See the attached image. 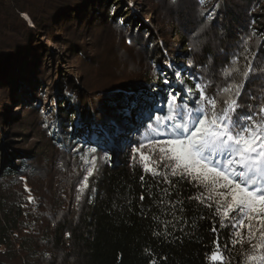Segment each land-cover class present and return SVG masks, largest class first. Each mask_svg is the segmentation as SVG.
Here are the masks:
<instances>
[{
    "label": "trees",
    "instance_id": "obj_1",
    "mask_svg": "<svg viewBox=\"0 0 264 264\" xmlns=\"http://www.w3.org/2000/svg\"><path fill=\"white\" fill-rule=\"evenodd\" d=\"M131 1L123 15V0H0V130L9 134L0 136V264H213L214 240L225 264H249L247 228L233 244L238 214L222 221L215 204L189 199L201 191L194 182L162 183L151 169L167 171L163 163L137 147L168 138L180 107L194 106L196 83L212 84L214 95L223 70L243 72L252 53L264 69V0ZM97 38L111 45L106 56L90 54ZM47 42L70 58L64 70ZM44 87L52 114L40 108ZM245 91L264 94V75ZM19 92L29 97L10 118L3 105ZM14 135L38 141L18 146ZM108 142L119 148L113 157ZM162 189L176 209L161 205Z\"/></svg>",
    "mask_w": 264,
    "mask_h": 264
},
{
    "label": "snow or ice",
    "instance_id": "obj_2",
    "mask_svg": "<svg viewBox=\"0 0 264 264\" xmlns=\"http://www.w3.org/2000/svg\"><path fill=\"white\" fill-rule=\"evenodd\" d=\"M172 2L176 3V0ZM214 12L215 8L206 19L212 18ZM200 31H203V27ZM192 47L195 48L196 44ZM239 59V55H234L232 64L238 63ZM244 59L246 65L243 72L238 67L223 70L225 83L216 86L214 95L206 94L213 87L210 83L199 82L193 86L197 93L192 102L194 106L180 107L176 113V119L180 122L173 123L167 129L168 138L153 137L149 140L158 149L159 161L167 169L161 171L153 168L151 171L154 175L162 176V183L173 188L174 182L170 177L194 182L201 191L189 199L206 204L209 208L215 204L216 214L222 221L231 220L233 214H238L236 222L232 224L237 229L233 244L244 243L240 230L247 228L252 252L246 255V261L249 264H264V94L254 97L245 91V83L264 75V69L254 64L255 53L245 55ZM175 75L179 77L181 72L177 71ZM237 77H241L238 82ZM229 79L233 82H227ZM242 92L247 100L258 102L247 103L242 99ZM170 96L175 104L177 94L173 92ZM143 147L144 144H139L137 150ZM95 151L93 148L92 152ZM141 158L148 159L143 152ZM88 175H92L91 170ZM162 191L169 199L165 202L160 197L161 205L168 211L176 209L180 202L171 199L172 192L167 189ZM139 199L144 200L143 193ZM212 231L216 232V228L213 227ZM257 234L258 242L252 243L257 239ZM213 244L215 251L211 252L210 260L213 264H225L220 243L214 240Z\"/></svg>",
    "mask_w": 264,
    "mask_h": 264
},
{
    "label": "rangeland",
    "instance_id": "obj_3",
    "mask_svg": "<svg viewBox=\"0 0 264 264\" xmlns=\"http://www.w3.org/2000/svg\"><path fill=\"white\" fill-rule=\"evenodd\" d=\"M137 2H138V4H140L141 1L138 0ZM117 4H119V3H117ZM133 6H134V4L131 0H123V4H121L119 6V9H121L122 14L124 15L126 13L125 8L126 7L131 8ZM146 17L148 19H150L149 14H146ZM97 39L99 40L98 43H97ZM97 39H92L91 41H89L90 44H96L95 46L97 48L96 49V48L90 47V49H89L90 54H94L96 52H99L100 55L106 56L112 50L111 45L105 46L104 45L105 43H103L102 39H100V38H97ZM171 41L174 43L175 47L178 46V38H173V39H171ZM47 44L52 47V52H53L54 56H56L59 59V61H57V63H56V66L60 67V70H64V68L68 67L67 63L69 62L70 58L68 57V59H67V54L64 52L63 47L62 46L61 47L56 46L55 44L49 43V42H47ZM108 44L109 43H107V45ZM43 63L44 64L47 63V65H50V64H48V63H50V60L46 61V59H45ZM168 69L170 70V68H168ZM174 77L180 78V76L177 77L176 75ZM47 95H48V91L44 87L43 88V96H42V99L40 102V108L42 111L50 112L52 114L54 103H53L52 97L51 96L48 97ZM28 97H29V94H26L25 92H22V93L19 92L17 94V100H15L13 102V104H11V105L4 104L3 106L5 108H7V109L10 108L9 111L7 110L8 111V117L13 118V117L20 116L23 112L22 106H23V104H25ZM7 132H8L7 130L6 131L0 130V136L2 139L1 141H3L5 138H7L9 136V134ZM11 140L14 143H16L18 146H23V147L33 144L36 140L38 141V139H33V140L31 139V140H28L27 143H23L22 139L18 135H14V137H12ZM119 141H121V140H119ZM108 143H109L108 145L104 146L103 152H106L107 154H111V156L113 157V155L115 154L116 151L119 150V148L113 142L112 143L108 142ZM1 144H2V142H1ZM20 144H23V145H20ZM25 144H27V145H25ZM2 148L3 147H0V151L2 150ZM142 152L144 153V155L149 156V158L151 157L152 159H156V158L159 159V156H160L158 149L153 144L144 146L142 149ZM91 162L93 163V161H91ZM87 174H88V171H86V175ZM62 179H63L62 172L58 169L56 181L54 182V188L59 190V191H62L61 190L62 185H63Z\"/></svg>",
    "mask_w": 264,
    "mask_h": 264
},
{
    "label": "bare ground",
    "instance_id": "obj_4",
    "mask_svg": "<svg viewBox=\"0 0 264 264\" xmlns=\"http://www.w3.org/2000/svg\"><path fill=\"white\" fill-rule=\"evenodd\" d=\"M26 17V16H25ZM27 20V17L25 18ZM29 21V20H28Z\"/></svg>",
    "mask_w": 264,
    "mask_h": 264
}]
</instances>
